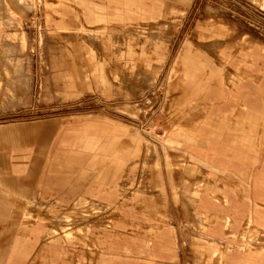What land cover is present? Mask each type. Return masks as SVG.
<instances>
[{
    "label": "crops",
    "instance_id": "1",
    "mask_svg": "<svg viewBox=\"0 0 264 264\" xmlns=\"http://www.w3.org/2000/svg\"><path fill=\"white\" fill-rule=\"evenodd\" d=\"M67 1L54 25L73 41L48 46L43 101L72 100L88 88L111 98L127 84L156 79L173 41V28L159 21L166 0ZM31 5L0 0L1 109L31 98L24 31ZM205 22L198 36L213 55L191 43L181 48L169 71L173 101L164 107L173 121L170 143L186 144L191 160L211 172L190 165L170 178L192 195L182 205L199 230L196 264H216L219 255L222 264H264L263 46L225 19L215 24L224 37L211 38ZM144 25L151 33L139 38ZM60 67L65 77L52 71ZM87 67L96 68L89 84ZM36 128L39 136L25 134ZM14 130L23 136L12 138ZM0 138V264H179L155 149L136 130L96 116L4 126Z\"/></svg>",
    "mask_w": 264,
    "mask_h": 264
},
{
    "label": "rangeland",
    "instance_id": "2",
    "mask_svg": "<svg viewBox=\"0 0 264 264\" xmlns=\"http://www.w3.org/2000/svg\"><path fill=\"white\" fill-rule=\"evenodd\" d=\"M60 3H63V0H32V5L24 16V31L33 58L31 98L28 103L16 106L14 109L0 108V127L33 125L52 121L76 124L77 119L81 117L99 116L128 125L136 130L142 139L155 149L154 159L159 162L165 187L163 199L166 202L167 218L164 219V222L174 228L179 264H196L193 243L200 239L198 238L199 230L189 222V217L182 205L183 200L192 195L185 192L181 184L174 187L170 176L178 171L185 174L187 166L190 165H194L197 171L204 175L210 173L211 170L205 165L191 160L186 144L179 147L169 141L173 121L164 105H169L168 100L173 101L172 98L166 97L170 67L186 43L202 46L204 51L213 55L208 44L201 41L198 36V30L205 19L206 29L212 32L211 38L224 37L217 33L221 28L220 24L217 27L215 24L220 22V19H225L236 27L239 34L249 35L257 44L262 45L264 51V0H166L161 9L162 17L159 18V21L167 24L169 28H173V41L169 57L154 81L150 83L142 81L136 86L127 84L125 90L114 94L111 98L88 88V92L86 91L72 100L62 98L61 102L43 101L40 97L48 73L46 65L48 46L53 43L73 41L66 38L64 33L54 25L58 18L57 15L60 14L58 12ZM67 3L70 6H75L71 0ZM144 27L147 30L144 34H139V38L147 37L151 33L148 25H144ZM55 34L58 37L53 38ZM226 41L222 39L221 42L226 43ZM235 48L238 50L240 45H236ZM95 69V67L94 69L92 67L84 68L83 78L88 82L87 84H89L90 76ZM97 69L102 70V68ZM61 70L65 77L67 75L65 67L52 68V71H58V74L61 73ZM126 108L127 110H125ZM182 117L188 121L193 116ZM184 122L181 120L179 123ZM43 128L49 130L51 126ZM39 130L41 128H36L35 131L28 130L25 131V134L37 133L39 136ZM9 134L14 135L12 138L22 135L16 130ZM137 163L139 166L135 173V181L141 175L140 168L143 158H139ZM216 176L220 177L221 174L217 173ZM191 209L192 207H188V210ZM33 210L35 214L36 208L34 207ZM39 212L45 213L43 210ZM51 223L57 228L60 222L53 220ZM3 233L0 230V238ZM231 242V240L226 241L225 239L221 241L223 245L230 243L232 252L237 253L238 250L234 248L237 244L233 246ZM0 244L2 243L0 242ZM222 261V255L215 258L216 264H222Z\"/></svg>",
    "mask_w": 264,
    "mask_h": 264
}]
</instances>
